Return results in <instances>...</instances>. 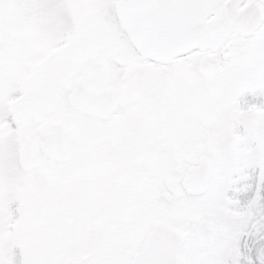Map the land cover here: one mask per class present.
<instances>
[{
	"label": "snow or ice",
	"instance_id": "obj_1",
	"mask_svg": "<svg viewBox=\"0 0 264 264\" xmlns=\"http://www.w3.org/2000/svg\"><path fill=\"white\" fill-rule=\"evenodd\" d=\"M0 264H264V0H0Z\"/></svg>",
	"mask_w": 264,
	"mask_h": 264
}]
</instances>
